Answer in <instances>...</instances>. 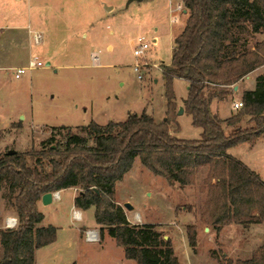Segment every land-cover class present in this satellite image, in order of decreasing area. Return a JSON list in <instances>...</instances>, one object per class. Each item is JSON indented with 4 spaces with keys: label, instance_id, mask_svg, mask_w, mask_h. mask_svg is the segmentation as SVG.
Here are the masks:
<instances>
[{
    "label": "rangeland",
    "instance_id": "obj_1",
    "mask_svg": "<svg viewBox=\"0 0 264 264\" xmlns=\"http://www.w3.org/2000/svg\"><path fill=\"white\" fill-rule=\"evenodd\" d=\"M42 1L0 0V28L17 27V32L7 29L0 36V130L5 132L0 139V154L11 149L21 153L39 151L51 137L59 140L66 133L53 130L60 126L75 133L76 127L91 122L102 126L109 121L123 122L129 112L143 111L156 123L165 119L167 101L162 68L171 61L172 36L180 27V23L170 25L168 7L173 9L180 0H143L128 6V0H46L65 4L60 13H49L56 11L57 5L46 12L49 40L43 38V44H35L33 35L40 32L41 26L28 25L30 18L35 19L34 14L47 11L42 8ZM105 6L111 7V11L104 12ZM140 35L149 41L156 39L157 44L136 59L133 43ZM239 41L237 51L241 52L262 41V36L241 32ZM50 56L54 57L48 66L27 71L19 79L13 77L11 67H24L33 58L47 62ZM137 63L141 81L133 68ZM240 81L221 89L229 93L225 104L230 108V117L238 113L231 103L241 100L242 94L233 91ZM186 88L184 80H174L175 100L168 126L176 138L193 141L199 139L201 130L191 126L183 109ZM179 106L183 109L181 115ZM225 111L226 108V115ZM248 119L243 116L234 127L224 125L226 133L249 126ZM260 148L253 152L245 142L226 153L250 163L264 175V144ZM134 161L131 170L116 184L114 200L130 224L155 225L171 241L178 264L235 263L247 260L263 246L264 224L244 226L229 221L219 231L210 225L204 215L208 201L207 170L196 174L193 185L171 186L143 167L137 158ZM4 192L0 191V230L6 229L5 217H16L3 198ZM58 196V200L38 206L44 224L54 227L57 234L56 240L38 253L34 264H136L124 258L123 248L106 232L102 241L94 208L79 209L82 220L72 221L73 188L61 190ZM124 204H130L132 209L126 210ZM187 226L196 227L194 249L187 243ZM86 229H97L99 241L86 242L82 232Z\"/></svg>",
    "mask_w": 264,
    "mask_h": 264
},
{
    "label": "trees",
    "instance_id": "obj_2",
    "mask_svg": "<svg viewBox=\"0 0 264 264\" xmlns=\"http://www.w3.org/2000/svg\"><path fill=\"white\" fill-rule=\"evenodd\" d=\"M189 12L183 32L174 38L171 63L163 66L167 115L156 123L146 111L129 112L125 121L106 125L91 122L51 137L39 151L0 154V191L16 215L12 229L0 230V264H34L35 252L56 240L57 230L41 225L37 203L45 193L77 189L76 209L94 208L95 223L123 248L124 258L136 264H178L171 241L153 224L137 225L114 200V190L137 158L154 176L169 185L195 184L196 174L207 170V210L210 225L234 222L264 224V181L227 149L254 142L264 133V73L252 91L241 96L242 110L221 120L212 113L213 100L225 101L222 91L264 64V0H181ZM261 35L251 49L238 52L241 32ZM245 42V41H244ZM175 79L187 84L183 99L191 126L199 139L176 138L169 131L168 115L174 104ZM210 89V90H209ZM209 90V93L206 92ZM247 116L243 129L225 131ZM0 130V139L4 134ZM14 150V149H13ZM196 227L187 226L186 238L196 247ZM76 264V263H72ZM228 264H264V244L244 261Z\"/></svg>",
    "mask_w": 264,
    "mask_h": 264
},
{
    "label": "crops",
    "instance_id": "obj_3",
    "mask_svg": "<svg viewBox=\"0 0 264 264\" xmlns=\"http://www.w3.org/2000/svg\"><path fill=\"white\" fill-rule=\"evenodd\" d=\"M64 4H65V3H61V1L58 2V3H57V1H56V3H49L48 1L43 0L42 3H41V6H42L43 9H45V10H47V11H44V12H43V11H40V12H37L38 14H34L35 19H34V18H30V19H29V24H30V25H28V26L33 25V26H35L36 28H39V26H41V30H40V32L43 33V35H42V41H41L42 44H43V41H45L44 39L49 40V33H50V30H49V28H48L49 25H47V24H48V20H47V13H46V12H49L50 10H53V7L57 5V9H56V11L53 10V12H49V13H51V14L60 13L61 11H63V5H64ZM37 5H38V4H37ZM33 7H36L34 2H33ZM46 8H47V9H46ZM48 8H49V9H48ZM109 10L111 11V7H109V6H105V7H104V12H108ZM168 10H169V15H168V16H169V23H170V25L173 26V25H176V24H179V23H180V27L176 30V32H175L174 35L172 36V41H173L175 37H177L178 35H180V34L183 32V30H184V28H185L186 20H187V18H188V16H189V12H188L186 9L183 8V5H182L181 0H180V2L176 3V5H175V7H174L173 9L169 6V7H168ZM42 12H43V14H44V15H43L44 17L40 16V15H42ZM37 16H39V19H36ZM182 16H183V17H182ZM7 29L10 30V31H13V32H17V31H16V30H17V27H16V26H12L11 28H9V27L7 26L6 28H2V29L0 28V36L3 35V34H1V33H3L4 31H7ZM40 32H39V33H40ZM37 33H38V31H37ZM43 36H44V37H43ZM43 38H44V39H43ZM172 41H171V43H172ZM173 47H174V44L172 43L171 55H172ZM108 48H111V49H112L111 46H109ZM53 57H54V56H52V57L50 56L49 59L46 60L47 63L50 64V61L53 59ZM170 60H171V56H170ZM170 63H171V61H170ZM170 63H168L166 66L170 65ZM17 68H21V67H17ZM10 69H15V67H11ZM263 73H264V64L261 65V66H259L257 69L253 70L252 72L248 73V75H246L245 77H243L242 80H241L237 85L233 86V91H235V93H241V94H242L244 91H246V90H247V91H252V90L254 89V87H255L256 79L258 78L259 75H262ZM186 90H187V88H186ZM182 104H183V99H182ZM179 107H180V106H179ZM225 108H226V111H225L226 115L224 114V110H225ZM210 109H211L212 113L217 114L218 117H219L221 120H223V121L230 117V108H229V106L227 105V103L225 104V101L222 102V101L213 100V101L211 102V104H210ZM222 113H223L224 115H223ZM244 143H245V142H244ZM244 143H243V144H244ZM247 143H248L249 149H250L251 151H253V152H254V151L258 152V150L261 149L260 147H262L263 144H264V133L260 136V138L256 139L254 142H247ZM240 145H241V144H240ZM261 145H262V146H261ZM237 146H239V145H237ZM235 147H236V146H235ZM231 148H233V147H231ZM227 150H228V149H227ZM229 150H230V148H229ZM241 162H242V161H241ZM242 163H243V164H246L247 167H248L250 170H252V171L255 172L256 174H258V175L260 176V178L263 179V176H264V175L261 174V172H260V170H259L258 168L252 166L250 163H247V162H242ZM73 190H74V196H75V198H76L77 195H78L77 189H73ZM57 193H58V195H59V192H57ZM75 198H74V199H75ZM39 205H41V200H40V201L37 203V205H36L37 209H38V206H39ZM41 206H42V205H41ZM72 211L80 212V210L75 209V208H74ZM72 211H71V212H72ZM80 213H81V212H80ZM12 217H13V216H12ZM12 217H10V216L5 217V218L3 219V223L5 224L6 219H7V218H12ZM81 220H82V213H81ZM81 220H80V221H81ZM72 221L75 222V221L73 220V218H72ZM80 221H79V222H80ZM41 225H43L44 227H46V225L44 224V219H43ZM96 227H97V225H96ZM83 231H84V230H83ZM83 231H82V232H83ZM105 236H106V235H105ZM105 236L102 237V241L104 240ZM49 245H50V244H49ZM46 247H47V245H46ZM46 247L41 248V249H39V250H37V251L35 252V255H34V259H35V261H36V256L38 255V253H40V251H43L44 249H46ZM35 264H36V262H35ZM76 264H80V263H77V262H76Z\"/></svg>",
    "mask_w": 264,
    "mask_h": 264
},
{
    "label": "built area",
    "instance_id": "obj_4",
    "mask_svg": "<svg viewBox=\"0 0 264 264\" xmlns=\"http://www.w3.org/2000/svg\"><path fill=\"white\" fill-rule=\"evenodd\" d=\"M33 39L35 44H40L42 41V34L41 33H34ZM133 56L136 59L142 58L147 51H149L152 47L156 46V39H153L152 41H149L146 36L140 35L138 38H136L135 42L133 43ZM146 64V63H144ZM49 63L44 62L42 60H39L37 58L30 59L27 62V65L21 68H15L12 69V75L15 79H19L22 75H24L27 71L41 69L42 67L48 66ZM140 64H135L133 66L134 72L137 74L138 80H142V77L138 75ZM231 108L234 111H241L242 108V101L241 100H235L231 103ZM53 199L58 200L59 196L57 192L51 193ZM72 218L75 222H79L81 220V213L77 211H72ZM17 219L15 217L7 218L5 221V228L6 229H12L16 226ZM84 240L89 243H96L99 241V231L96 229H86L83 231Z\"/></svg>",
    "mask_w": 264,
    "mask_h": 264
},
{
    "label": "water",
    "instance_id": "obj_5",
    "mask_svg": "<svg viewBox=\"0 0 264 264\" xmlns=\"http://www.w3.org/2000/svg\"><path fill=\"white\" fill-rule=\"evenodd\" d=\"M139 1H143V0H128L126 5L128 6L132 2H139ZM178 109H179L178 114L181 115L183 113V109L181 106L178 107ZM14 152H15V150L11 149L10 151L7 152V154L10 155V154H13ZM52 200H53L52 194L51 193H45V195H43L41 198V203L43 206H45V205L50 204L52 202ZM123 207L128 211L130 209H132L130 204H124Z\"/></svg>",
    "mask_w": 264,
    "mask_h": 264
}]
</instances>
